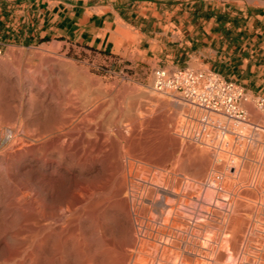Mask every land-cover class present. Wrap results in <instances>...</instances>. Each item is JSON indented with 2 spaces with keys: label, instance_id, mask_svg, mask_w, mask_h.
<instances>
[{
  "label": "rangeland",
  "instance_id": "obj_1",
  "mask_svg": "<svg viewBox=\"0 0 264 264\" xmlns=\"http://www.w3.org/2000/svg\"><path fill=\"white\" fill-rule=\"evenodd\" d=\"M125 38L136 41L130 32ZM242 105L249 111V124L239 128L228 125L229 134L218 136V142L209 132L194 141L187 135L190 126L197 128L198 125L188 119L200 120L202 115L176 97L155 92L150 72L143 70L135 74L124 65L114 69L108 63L100 65L87 60L77 49L68 51L55 45L4 48L0 56V135L3 139L0 143V263L31 264V218L37 198L54 208L57 204L67 206L70 203L81 206L89 199L101 202V210L109 215L116 214L129 231V238L135 241L133 235L143 221L148 223L152 219L157 224H167L172 204L176 208L182 204L179 208H185L184 202L179 203L181 200L175 202L176 198L158 191L155 181L161 186L168 184L167 188L172 186L170 189L179 186L173 189L175 191L191 187L195 200H200H194L195 205L189 204V219L186 217L183 221L192 226V230L189 227L180 239H188L189 233H194L193 240L198 236L211 237L223 244L227 233L225 220L232 214L230 203L243 201L238 192L244 191L248 180L253 181V185L258 182L257 189L252 187L251 199L250 195L244 198L250 205L241 206L232 215L252 220L256 225L254 230L264 229V197L256 191L260 188L259 180L256 181L258 174L264 172V110L252 102ZM230 130L242 137L236 140ZM218 144L220 151L215 149ZM227 167H234V172L228 173ZM208 177L218 183L217 190L205 186L210 181ZM219 198L228 202L222 204ZM202 199L207 203L219 202L220 206L212 203L203 204L202 208ZM259 202L263 204L261 212ZM205 207L211 209V215L205 214ZM205 215L211 218L206 219ZM56 219L59 217L51 219L52 244L48 247L54 252L55 262L82 264L80 253H77L82 242L80 232L65 233L63 238L68 236L69 240L67 247L63 246L60 235L63 223ZM98 241L101 242L93 238V249L96 253L99 251L93 264H97L98 259L101 261L98 264L124 262L122 256L114 255L117 252L108 242H101V247ZM101 252L105 254L102 256ZM23 256L24 260L20 259ZM67 256L69 261H65ZM213 262L225 264L224 261Z\"/></svg>",
  "mask_w": 264,
  "mask_h": 264
},
{
  "label": "crops",
  "instance_id": "obj_2",
  "mask_svg": "<svg viewBox=\"0 0 264 264\" xmlns=\"http://www.w3.org/2000/svg\"><path fill=\"white\" fill-rule=\"evenodd\" d=\"M0 43L77 49L135 74L209 71L264 98V0H0Z\"/></svg>",
  "mask_w": 264,
  "mask_h": 264
},
{
  "label": "bare ground",
  "instance_id": "obj_3",
  "mask_svg": "<svg viewBox=\"0 0 264 264\" xmlns=\"http://www.w3.org/2000/svg\"><path fill=\"white\" fill-rule=\"evenodd\" d=\"M153 90L155 92H157V93H160V94L169 95L168 93H161V92L156 91L154 89V83H153ZM176 98L179 99L178 97H176ZM179 100L181 102H183L185 105L191 107L194 111H196V112H198V113H200L202 115V112L197 110L195 107L186 104L181 99H179ZM4 112L5 111H3V113ZM1 115H2V112H1ZM11 117H13V116H11ZM90 121H92V120H90ZM227 131L229 132L228 129H227ZM230 133L235 134V131L230 130ZM257 134H259V133H257ZM214 168H216V167H214ZM222 168H225V167H222ZM227 168H228V173L231 172V171L234 172V167H227ZM246 168L244 167V169H246ZM259 171H261V170H259ZM260 173L258 174L259 177L258 176H253L255 174H253L252 176L259 178V179H256V181L259 180L260 192H259V189L256 190V191H258L257 193H260V194L262 193L263 196H261L260 194L259 195L261 197H264V178H263L264 172L262 171L261 175H260ZM246 174H245V177H246ZM208 179L210 181H208L205 186H208L210 188H213V189L217 190L218 189V187H217L218 183H216L215 180H212L209 177H208ZM248 179H250V178L248 177ZM251 179H253V178H251ZM207 180H205V182ZM205 182H204V184H205ZM217 182H218V180H217ZM241 182H239V183H241ZM152 183H154V182H152ZM155 184H156V188L158 189V191H162L165 194L172 196L174 199L176 198L177 200L175 199V202H177L179 200H181V201H179V203L184 202L185 208H179L182 204L179 207L177 206L178 208H176L174 206V204H172L173 207H171V214H170V217L168 218L167 224H157L155 222L156 220H154V222H153V221H151L152 219L151 220L149 219L150 222L148 221V223H145L142 220L143 221V222L141 221L142 223H140V224L138 223L139 224L138 228L135 231L136 234L134 233V235H136V237L133 235V238L135 239V241H132V239L129 238L130 237L129 236V231H127V229L124 227L125 225L123 226L120 223V221H119L120 219L118 220V217H117L116 214L111 213L109 215V213H107L106 210L105 211L101 210V208H100L101 202H98V201L90 202L91 201L90 199L88 201H86L88 199L87 198L85 200L86 202L84 201L85 203H83L81 206L76 205L77 206L76 207V206L71 205V203H70V205H67V206L62 205V204L58 206V204H57V205H55V208H54V207L49 206L47 203L42 202L39 198H37L34 201L35 204L33 203L34 204V206H33V215H32V218H31L32 219V232H31V240H30V242H31L30 243L31 244V252H30L31 255H30V258H29L31 261L30 260H28V261H30L31 264H59V263L55 262L54 255L52 254L53 251L50 252L49 248H48L49 245L52 244L51 243V238H50V237H52L51 233H52V230H53L52 229L53 227H51V221H52L51 219L53 217H55V216L56 217L58 216L59 219H61V222L63 223L62 229H61L62 224L60 226V230H61L60 231V235L62 236V238H63V235L65 233L74 234V233L80 232V235L79 234L78 235L81 236V238L80 237L79 238H80V240H82V242H80L81 243V246L79 248L80 252H77V253H80L82 264H93L95 255L99 252V251H97V253H96V251L93 249V238L95 239V237H97L102 242V244H103V242L104 243L108 242V245H111L112 249L115 252H117V253H114V255L117 254L118 255V256L116 255L117 257H119V255L122 256V258L124 259V262H122L123 264L124 263L125 264H212L213 261L214 262H216V261H222L223 262L224 261L225 264H264V229L259 228L258 230L257 229L254 230L253 227H254L255 224H252V222H251L252 220L250 221L246 217H240L238 215H232L234 212H236V209L241 208V206L242 207H245V206L249 207L250 204H248L247 202H244L245 201L244 198H246V197L248 198V196L250 195L249 198L251 199V196H252L251 194L252 193L254 194V192L252 191V187L254 186V188H255V184H256V186H258L257 185L258 182L254 183V185H253V181H252V183H250L249 180H248V184H245L246 188L245 189L242 188L244 191L241 189L243 191V192H241V194L239 192H238L239 195L237 193L233 194L234 196L235 195H238V196L241 195V197L243 196V199H242L243 201L240 202L238 200H233L230 203L229 212H231L232 214L228 215V216L226 215L227 219L225 221H226V226H227V229H226L227 233H225L226 238L224 239L223 244H220V242H217L216 241L217 239L213 240V239H211V237L210 238H204L203 236H198V235H197L198 236L197 240H193V238H194L193 236H195L194 233L193 234L189 233L190 236H188L186 234L188 236V239L186 238L187 240L186 239L185 240L180 239V235L182 233L183 234L187 233V230L192 227L188 223L184 224L185 220L183 219V218H186V217L188 218L189 210L187 208L189 207V204H191L196 199L195 196H193L192 192L190 191V190H192V188L190 187V190L187 189L186 191H184L185 189H183V191H181L180 190L181 188H180L177 191H175L173 189L176 188V187H173V189H170V187H172V186H170L168 188L165 187L168 184H166L165 186L163 184L161 186V185H159V182L156 183V181H155ZM153 186H151V187H153ZM178 187L179 186H177V188ZM255 189H257V188H255ZM241 190H239V191H241ZM152 191H153V189H152ZM227 191L229 193H231L229 190H227ZM236 192H237V189H236ZM158 194H160V193H158ZM167 195H165V196H167ZM212 195H210V196H212ZM208 197H209V195H208ZM212 197L214 198L215 196H212ZM241 197H239V198H241ZM162 198H164V197H162ZM173 198H172V200H173ZM217 198H218V196H217ZM220 199L221 198H219V200ZM236 199H238V198H236ZM197 200H198V202L200 201L199 198ZM197 200H195V201H197ZM221 201H222L221 202L222 204H223V202L225 203V201L228 202L227 199H224V200L221 199ZM262 201H264V200H262ZM194 202H193V204L195 205ZM211 202L213 203V206H217V204L219 203V202L218 203L215 202V204H216L215 205L213 200ZM200 203H202V204H200V205H202L201 206L202 208H204L203 204L204 205L206 204V206L208 204H212L210 202L209 203L205 202V199L204 200L202 199ZM255 203H257V202L255 201ZM151 204H153V203L151 202ZM175 204H178V203H175ZM260 204H261V206H260V212H261V207H262L263 204L262 203H260ZM153 205H155V204H153ZM218 205L220 206V203ZM209 206H211V205H209ZM258 206H256V207H258ZM210 208H212V206ZM210 208L205 207V211H204L205 214H210V215L212 214L210 212L211 211ZM215 208H217V207H215ZM215 208H213V209L215 210ZM221 210H222V208H221ZM223 210H225V206H224ZM137 211H139V210H137ZM218 211H220V209ZM218 211L217 212L212 211V212L218 213ZM239 211H241V209H239ZM245 211H246V209H245ZM247 211H249V210H247ZM256 211H257V209H256ZM109 212H110V210H109ZM165 212H166V210H165ZM155 213H157V212H155ZM167 213H169V212L167 211ZM249 213L251 214L250 211H249ZM263 214H264V212H263ZM138 215H140V214H138ZM134 216H136V214ZM158 216H159V214H158ZM158 216H157V218H158ZM160 216H161V214H160ZM163 216H162V218H163ZM244 216H247V215H244ZM143 217H142V219H144ZM149 217H151V216H149ZM208 217H210V216H208ZM208 217H207V215H205L206 219ZM254 217L256 218L257 215H255ZM254 217H251V218L254 219ZM59 219H56V220H59ZM146 219H145V221L148 220V219L147 220ZM188 219H186V220H188ZM56 220H54V221H56ZM27 221H28V219H27ZM253 221L256 222L255 220H253ZM189 223H190V221H189ZM261 223H263V222L262 221L258 222V227H259V224H261ZM56 224H59V223H56ZM197 225L199 226V224H197ZM263 226H264V223H263ZM195 228H196V226H195ZM255 228H256V225H255ZM191 230H192V228H191ZM193 230H194V228H193ZM202 231H203V228H202ZM54 234H56V233H54ZM223 234H221V235H223ZM215 235H216V233H215ZM183 237H185V236H183ZM200 239H202V240H200ZM221 239L222 238H220V240H219V238H218L219 241H221ZM68 240H69L68 236L67 237L64 236V238L62 240L63 246L67 247ZM75 240L77 241V239H75ZM199 241H201V242H199ZM72 242H73V240H72ZM78 242H79V240H78ZM180 242L183 245L182 247H180V245H179V244H181ZM98 243H99V241H98ZM76 246H77V244H76ZM100 246H101V244H100ZM28 247H30V246H28ZM25 248H24V251H26ZM51 249H52V247H51ZM77 249L78 248L76 247V250ZM221 249H223V250H221ZM64 250H65V248H64ZM72 250H74V248ZM20 252H22V251L20 250ZM108 252H110V251H108ZM256 252L258 253V255H256L257 254ZM101 253H102V256H103V254H105L104 252H101ZM111 253L113 254V252H111ZM73 254H75V253L73 252ZM24 256H23V258H20V259L24 260ZM63 256L65 257V253H64ZM98 256L100 257L101 254L98 255ZM27 257H29L28 253H27ZM76 257L77 256H75V258ZM100 258L102 259L103 257H100ZM27 259H25V260H27ZM68 259H69V257L65 261H67ZM97 259H98V257H97ZM98 260H97V264H98V262H101V261H98ZM110 260H113V259H110ZM118 261H120V260H118ZM79 262L80 261H78V263ZM72 263H73V261H72ZM109 263L113 264L111 261ZM122 263L117 262V264H122ZM94 264H96V262ZM105 264H107V263L105 262ZM214 264H216V263H214Z\"/></svg>",
  "mask_w": 264,
  "mask_h": 264
},
{
  "label": "built area",
  "instance_id": "obj_4",
  "mask_svg": "<svg viewBox=\"0 0 264 264\" xmlns=\"http://www.w3.org/2000/svg\"><path fill=\"white\" fill-rule=\"evenodd\" d=\"M3 49L0 43V56L3 54ZM98 69L105 71L103 68ZM152 76L156 91L178 97L202 112L200 120L188 119L196 122L197 128L190 126L191 131L187 130L188 135L181 129L182 133L193 137L194 141L199 135L209 132V135L215 137V141L218 142V136L229 134L226 132L228 125L239 128L249 124V111L242 106L243 102H252L257 108L264 110L263 97L249 100L242 87L213 72L190 68H157L153 70ZM233 136L236 140L242 137L236 132ZM2 140L0 135V143ZM218 146L220 144L216 145L215 149L219 150Z\"/></svg>",
  "mask_w": 264,
  "mask_h": 264
}]
</instances>
